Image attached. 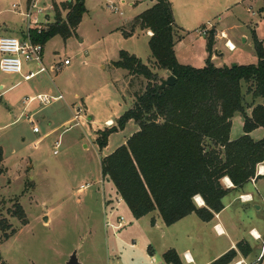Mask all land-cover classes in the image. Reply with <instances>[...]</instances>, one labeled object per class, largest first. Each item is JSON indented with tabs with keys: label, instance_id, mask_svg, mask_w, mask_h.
Returning a JSON list of instances; mask_svg holds the SVG:
<instances>
[{
	"label": "rangeland",
	"instance_id": "374dc122",
	"mask_svg": "<svg viewBox=\"0 0 264 264\" xmlns=\"http://www.w3.org/2000/svg\"><path fill=\"white\" fill-rule=\"evenodd\" d=\"M33 1L0 0V22H6L13 30V33H5L6 36L25 37L27 26L41 28L55 20V2L36 0L33 22L29 26L22 12ZM148 1L86 0L87 12L78 33L66 40L55 36L45 48L46 63L70 58V66L32 80L0 71V82L7 86V89L0 88L3 153L0 168L4 171L0 173V264H67L74 252L81 264H152L148 256L150 243L154 255L158 256L161 244L157 240L159 245L152 243L151 237L155 239L159 230L151 229L150 223L145 224L147 219L136 225L125 202L115 206L116 189L101 172V158L110 154L118 138L127 135L131 127L113 135L110 145L101 148L96 142L98 125L94 121L103 120L105 115L115 120L116 114L123 115L132 104L131 97L147 83L137 77L124 78V71L115 70L112 63L119 59L121 50L135 54L146 64L153 62L150 39L145 31L127 36L122 29H117L126 23L125 19L140 13ZM261 1L252 3L250 10L242 4L223 12H216L224 9L223 4L207 6L195 16L184 13L180 7L176 17L180 27L177 37L182 35L179 62L195 67L205 65L200 58L203 43L210 30L216 31L215 39L218 32L210 22L206 24L209 19L218 22L238 46L235 51L223 47L224 55L216 59V66L257 62L255 50L249 43L240 42L241 36L249 42L253 29L259 39L264 38V10L260 11L264 0ZM112 5L117 6V12L112 10ZM37 10H41L39 14ZM62 14L66 17L67 10ZM35 17L39 20L36 24ZM204 26L209 28L206 35L200 32ZM125 29L131 32L132 24ZM36 63L30 62L29 68H36ZM56 85L63 99L43 104L35 100L29 105L35 114L26 111L22 102L25 96L58 95ZM247 86L243 83L246 101L250 102ZM85 100L89 113L83 105ZM7 101H10L9 107L5 105ZM10 109L15 113L11 114ZM29 115H33L34 123L28 119ZM90 115H95V119H89ZM68 120L71 128L65 126ZM34 126H38L40 132L35 133ZM18 203L25 211L26 225L15 214ZM262 214L259 218L264 221ZM120 217H123V225L116 227ZM4 224H10L11 228L5 229ZM12 228L17 232L6 240V233ZM261 259L254 263L264 264V257Z\"/></svg>",
	"mask_w": 264,
	"mask_h": 264
},
{
	"label": "trees",
	"instance_id": "16d2710c",
	"mask_svg": "<svg viewBox=\"0 0 264 264\" xmlns=\"http://www.w3.org/2000/svg\"><path fill=\"white\" fill-rule=\"evenodd\" d=\"M54 9V22L28 30L34 42L45 45L55 36L66 40L77 34L87 12L86 0L55 2ZM63 10H67L66 17ZM136 27L153 32L149 46L154 61L146 64L135 54L121 50L113 65L147 83L134 94L133 105L116 126L97 132L96 142L105 147L109 136L124 129L129 120L138 123L140 129L102 157V175L113 183L137 219L158 210L168 226L191 213L211 221L224 208L223 198L232 190L225 178L239 188L256 177L257 166L264 161V137L254 140L250 135L256 128H264V102H257L264 100V39L253 34L257 62L216 66L211 60L216 34L212 29L207 37L206 64L195 67L177 59L176 24L169 0H157L135 17L132 31L124 33L132 35ZM158 69L170 71L175 82L161 88ZM243 83L248 84L246 93L252 95L250 103ZM248 108H252L251 115ZM237 113L245 118V133L232 140V118ZM197 196L205 205H198ZM15 214L24 225L28 223L19 203ZM3 226L11 228L10 224ZM16 232L12 228L5 239ZM251 251L245 241H240L237 249H230L212 264H231L239 253L248 256ZM163 257L167 263L183 264L175 249H169Z\"/></svg>",
	"mask_w": 264,
	"mask_h": 264
},
{
	"label": "crops",
	"instance_id": "0c3cea01",
	"mask_svg": "<svg viewBox=\"0 0 264 264\" xmlns=\"http://www.w3.org/2000/svg\"><path fill=\"white\" fill-rule=\"evenodd\" d=\"M64 1L71 2L72 0H63L60 2L53 0V2H56L58 4ZM169 1L172 3L177 33L180 32V27L176 22L177 10L178 9L180 10V7H182L184 13L190 16H195L197 12H200L202 9H204L207 6H219V5L222 6L223 4L224 9H221L220 11L219 10L216 11V12H221V11L223 12L225 10H228V11L232 10L233 8L237 7L239 4L246 5L247 9L250 10L252 3L253 4L262 3L261 0H224V2L223 0H169ZM156 2L157 0H153V1L149 0L146 3V5L143 6L144 11L150 8L151 6H153ZM131 4L133 5L134 3H131ZM143 9L140 10L141 11L140 13L143 12ZM263 10H264V4L263 5L261 4L260 11H263ZM140 13L136 14L134 17L125 19L126 23L122 24L117 29L120 28L122 29L123 32L125 31L127 32V29H125V27L132 24L135 17L139 15ZM36 14H39V13L36 11ZM32 17H33V14H32ZM209 22L212 25V27L215 26L218 30L216 39H215V45H214V55L211 56L212 62L216 65V59L224 55L222 51L223 47L227 48L225 45V42L227 39L232 41L235 46V48L232 50L227 48L228 50L235 51L238 49V46L229 37L228 33L224 29H221L218 26V22H216L213 19H209L206 21V24ZM47 24L49 23H45L44 26H46ZM79 26L77 27V30ZM28 29L30 28H28L27 26V28L25 29L27 30L26 32H28ZM25 30H21V31H25ZM137 31H145L149 39L152 35V32H148V29H141L140 27H136V29L132 32V34H136ZM9 32L13 33V30L11 29V27L6 22H0V37L6 36L5 33H9ZM222 32L226 34L227 36L226 38L222 37ZM254 33L256 34L255 29L252 30V38L249 40V42H248V39H245L241 36L243 40L240 43L242 44L249 43L250 47L254 49V40H253ZM16 37H19V36L16 35ZM20 37H22V35ZM181 38H182V35L177 37L176 44H175V53H176L178 61H180L179 60V45L182 43ZM222 39H224V42H221ZM47 43L44 45V54H43V64L45 66L50 68V66H52L53 64H57V65H60V69L57 71H60L64 69L65 67L70 66L72 64V61H71L68 65H65L63 64L62 60H56V59L53 62L46 63L45 48H46ZM208 57H209V52L207 51V40H206L203 43L200 58L204 60L206 64V60ZM193 58H196V56H194ZM150 60L154 61L153 58ZM36 64H37L36 68L33 69V68H29L28 66L29 63H27V65H25V70L26 68L27 70L25 72L29 70H38L39 64L38 63ZM224 65H231V63L230 64L225 63ZM112 67L115 70H123L124 73L122 75L124 78L125 76L126 77L129 76V78H133V76L129 75L126 69L117 68L114 65ZM157 71L162 77L167 75V70L158 69ZM52 73L54 72L50 71V73H47V74L50 75ZM138 79L141 82L142 81L141 79H144V78H138ZM2 87L7 89L6 84H4L3 82L2 83L0 82V88ZM57 90L59 91V94H63L58 86H57ZM48 95L53 96V97L58 96V95H50V93ZM78 96H79L78 94H75V97H78ZM249 96L252 100V95L249 94ZM27 97H34V96L27 95L25 96V99ZM63 98H64V95H63ZM25 99L22 102L25 105L26 111H28L29 114L34 115L35 113H32V109L29 107V105L35 100L32 101L31 103H26ZM131 99H132V104H131L132 106L134 102V97H131ZM53 100L58 101L60 99H53ZM257 102H264V100L259 99ZM14 103L17 104V101L14 100ZM86 103L87 102L85 100L83 105L85 106L86 112L89 113L90 108L88 104L86 105ZM9 104H10V101H7L5 103L7 107L10 106ZM79 110L81 111V109ZM14 113L15 111L11 110V114H14ZM251 113H252V108H248L247 114L251 115ZM33 115L32 116L29 115V117H31L32 120L34 121ZM121 115H122L121 113L116 114L117 116L116 120H118V118ZM89 117H90L89 119H93V120L95 119V115H90ZM116 120L110 115L108 116L105 115L103 120L97 119L94 121L98 125L97 128L99 131L107 127L115 126L117 122ZM244 123H245V118L240 113H237L232 118V128H231V133H230V137L232 140L237 139L240 136L244 135L245 133ZM65 126L66 128H71L70 120L66 122ZM129 126L131 127V129L129 130L128 134L123 135L121 138H118L117 145L109 151L110 153H112L120 145L125 144L128 138L133 133H135L136 131L140 129L138 123H136L134 120H129L127 124L125 125L124 129H119L118 131L112 133L109 136L107 146L110 145L111 138L113 135L118 134L120 132H126L127 131L126 129ZM35 133H38V132H35ZM250 135L254 140H260L261 138L264 137V128L258 127L254 129L250 133ZM257 169H261L262 171L255 178L251 179L249 182H247L246 184H244L243 186L239 188L234 187V184L232 183L229 177L225 178V182L230 186V188H232V190L230 191V193H228L223 198L224 208L220 212L215 213L211 221H203L196 213H191L187 215L186 217L182 218L181 220L177 221L176 223L168 226L165 224L158 210H154L153 212L141 218H138V219L135 218L133 214H131L132 219H134L136 225H139L142 221L144 222V219H147L145 220L146 221L145 224L148 225V223H150L152 227L151 229H157L160 232L159 234H157L155 239L151 237L152 243L155 242L156 244H158L159 242L161 244V245L158 244L160 246L158 250V256L156 257V255H154V248L152 247L151 243L148 247L149 249L148 256L151 257V260L153 261L152 264H172V263H167L163 257L164 253L168 251L169 249H175L178 252L183 264H212L214 260L219 258L221 255H223L230 249L232 248L237 249V244L240 241H245L250 246L252 251L248 256H244L243 254L239 253L237 257L235 258V260L243 259L245 262L249 264H255L254 262L256 260L258 261L262 260L263 258L261 259V257L262 256L264 257V221H261V218H259V216L262 213H263L262 215H264V161L257 166ZM242 195L245 196L244 199H241ZM116 199H117V203L115 204V206L121 205V203L125 202L123 198L117 192H116ZM196 199H197L198 205L200 206L205 205L204 203L201 202V200H203L201 196H197ZM152 219L155 220L154 225L152 224ZM49 220H50V217H49ZM252 232L255 233L256 235H260V238H258V236L257 237L254 236ZM254 252H257V253L254 254Z\"/></svg>",
	"mask_w": 264,
	"mask_h": 264
},
{
	"label": "built area",
	"instance_id": "2783aa9c",
	"mask_svg": "<svg viewBox=\"0 0 264 264\" xmlns=\"http://www.w3.org/2000/svg\"><path fill=\"white\" fill-rule=\"evenodd\" d=\"M36 8V0H34L28 9L23 13L24 16L28 19V25L31 26L33 22V11ZM113 11H118L117 6H111ZM41 10H37V12ZM38 23V19L34 18V24ZM30 28V27H28ZM209 31V28L204 27L201 29V33L206 35ZM222 37L226 38V34L222 32ZM230 40L227 39L225 45L228 49L232 50L235 46L230 45ZM43 54H44V44L39 42H34L29 33L26 34L25 37H16V36H1L0 37V71L8 74H20L24 77L25 80H31L34 77L39 76L42 73H50V71L55 72L60 69V65L53 64L48 68L43 64ZM30 62H37L39 64L38 70H29L25 72V65ZM71 62L70 58H66L63 61V64L68 65ZM53 99H63V94H59L58 96H49L48 94H38L34 97H27L25 99L26 103H31L34 100H39V102L48 103ZM32 123L34 121L31 117L28 118ZM34 132H40L38 126H34ZM60 145V140L57 142L56 146ZM55 154L58 153L57 150L54 151ZM261 169H257L256 176L261 172ZM231 184V183H230ZM244 195L241 196V199H244ZM199 201V200H198ZM197 202V199H196ZM204 203L203 200H201ZM123 224V217L119 218V223L116 227H121ZM253 233V232H252ZM254 236L256 235L253 233ZM231 264H249L245 262L243 259L235 260Z\"/></svg>",
	"mask_w": 264,
	"mask_h": 264
},
{
	"label": "water",
	"instance_id": "95a60500",
	"mask_svg": "<svg viewBox=\"0 0 264 264\" xmlns=\"http://www.w3.org/2000/svg\"><path fill=\"white\" fill-rule=\"evenodd\" d=\"M245 40V39H244ZM234 65L236 63H233ZM176 77L174 75H172L170 73V71L167 70V77L166 78H161L160 80V87L164 88L167 85H171L175 82ZM45 221L48 220L47 216H45L44 218ZM67 264H81V262H79V259L77 258V254L76 252H74L71 256L70 259L68 260Z\"/></svg>",
	"mask_w": 264,
	"mask_h": 264
},
{
	"label": "bare ground",
	"instance_id": "6f19581e",
	"mask_svg": "<svg viewBox=\"0 0 264 264\" xmlns=\"http://www.w3.org/2000/svg\"><path fill=\"white\" fill-rule=\"evenodd\" d=\"M230 45L234 47V43L232 41L230 42Z\"/></svg>",
	"mask_w": 264,
	"mask_h": 264
}]
</instances>
